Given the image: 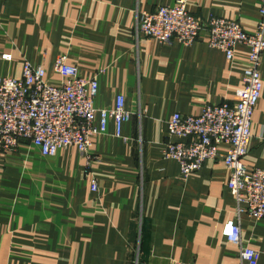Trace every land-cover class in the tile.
Instances as JSON below:
<instances>
[{
  "label": "crops",
  "instance_id": "obj_1",
  "mask_svg": "<svg viewBox=\"0 0 264 264\" xmlns=\"http://www.w3.org/2000/svg\"><path fill=\"white\" fill-rule=\"evenodd\" d=\"M177 2L0 0L1 77L21 79L29 62L60 86L54 64L65 57L81 78L98 81L97 109L113 110L122 97L132 114L121 136L113 119L92 136L89 167L76 147L44 156L30 142L0 162V264H239V246L222 234L229 221L240 223L264 264V219L237 214L226 165L208 160L184 176L178 161L165 158L169 142L188 141L170 138L173 116L234 103L251 53L241 45L229 61L209 46L207 32L190 46L137 34L139 13ZM186 2L204 22L222 18L254 33L261 21V0ZM261 78L249 170L264 168V54Z\"/></svg>",
  "mask_w": 264,
  "mask_h": 264
},
{
  "label": "built area",
  "instance_id": "obj_2",
  "mask_svg": "<svg viewBox=\"0 0 264 264\" xmlns=\"http://www.w3.org/2000/svg\"><path fill=\"white\" fill-rule=\"evenodd\" d=\"M260 17L257 30L250 33L235 21L212 17L204 22L189 13L186 0H178L174 6L161 7L155 13H139L137 21L138 35L168 46L176 42L190 46L201 32H207L209 46L224 52L229 61L235 58L237 47L250 48L244 88L238 92L237 100L207 106L198 116L175 114L169 122V136L188 141L169 142L165 158L178 161L184 176L201 170L208 160H221L230 171L228 188L237 214L247 213L256 220L264 219V168L249 170L244 158L263 91L264 0ZM54 71L62 80L60 86L51 85L46 70L29 62L24 65L21 79L0 76V162L16 152L22 142H30L44 156L76 147L89 167L94 160L90 153L92 136L105 134L110 119L115 121L117 135L121 136L123 124L132 116L122 97L115 109L99 110V85L95 78H81L79 69L68 64L65 57L56 59ZM98 113L100 128L95 126ZM222 147L228 151L221 152ZM92 190H98L96 180L92 181ZM222 234L239 246V264L258 263L259 254L243 241L239 222H227Z\"/></svg>",
  "mask_w": 264,
  "mask_h": 264
}]
</instances>
